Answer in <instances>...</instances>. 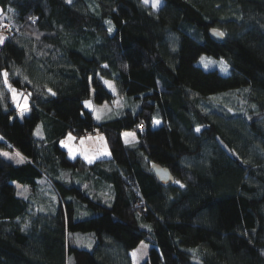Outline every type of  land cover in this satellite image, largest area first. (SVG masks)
I'll use <instances>...</instances> for the list:
<instances>
[{
    "label": "trees",
    "instance_id": "obj_1",
    "mask_svg": "<svg viewBox=\"0 0 264 264\" xmlns=\"http://www.w3.org/2000/svg\"><path fill=\"white\" fill-rule=\"evenodd\" d=\"M3 25L0 264H132L142 242V264H264V0H0ZM103 79L127 103L96 123L83 102L115 100ZM10 89L28 97L21 120ZM96 131L109 157L59 145Z\"/></svg>",
    "mask_w": 264,
    "mask_h": 264
},
{
    "label": "rangeland",
    "instance_id": "obj_2",
    "mask_svg": "<svg viewBox=\"0 0 264 264\" xmlns=\"http://www.w3.org/2000/svg\"><path fill=\"white\" fill-rule=\"evenodd\" d=\"M162 4H163V0H159L158 7L156 9H158ZM145 6H148L151 9H153L151 7V0H149V3ZM156 9H153V10H156ZM197 65L202 67L204 70H217L222 75H227L229 74V71H230L229 66L226 63H224L222 60H218L213 57L206 56V55L201 56L198 59ZM102 82L104 86L106 87V89L111 94L116 96V98L111 104L110 103L98 104L94 101V91L93 89L91 90L90 97L87 100H85L89 102L88 106L85 108L92 112L96 123H100L102 121H106V120H110V119H114L118 117L127 103V100L125 101V99H121L119 96H117L118 91L113 81L108 80V79H103ZM10 90H11V100H12L13 105L16 108L17 117L21 120L23 119L24 116H27L30 112V109L28 107V97L24 92L18 93L15 90H12V89ZM13 95H15V101L13 100ZM84 102L83 104L85 106ZM17 105H19V107ZM97 117H99V119H97ZM154 121H159V123L153 122L154 128L159 127L161 125L160 119H154ZM41 128H42L41 124H39L35 131L36 135H38L39 132H41ZM125 133H128L130 135L125 136L124 135ZM69 135L72 137V139H69ZM121 138H122L123 143L126 145H131L135 143L136 141L135 134L132 130L124 131L121 134ZM62 141H63V144L66 146H62V143H61ZM59 145L62 149L67 151L68 156L70 158L80 156V157H83L87 162H89V159L92 162L98 158H106L110 156L107 142L105 138L102 136V133L99 134V136H96V135L88 136L87 134L82 137H76L75 135L69 133L59 141ZM69 148L72 149V155H69ZM85 157H88L89 159H86ZM15 186L19 190L21 188H24L26 190L24 192L26 193L24 194V197H29L32 194V191L29 187L27 189V187H23V186L21 187L20 185H17V184H15ZM17 194L20 195V192L18 191ZM53 196L55 195L53 194ZM51 202H53L52 198H51ZM81 247L89 249V247H86L85 245ZM149 249H150V246L142 242L134 250H132L130 253L132 264H142L147 259ZM68 264H72L71 259L68 260Z\"/></svg>",
    "mask_w": 264,
    "mask_h": 264
},
{
    "label": "water",
    "instance_id": "obj_3",
    "mask_svg": "<svg viewBox=\"0 0 264 264\" xmlns=\"http://www.w3.org/2000/svg\"><path fill=\"white\" fill-rule=\"evenodd\" d=\"M218 33H221L218 29H210L208 31L209 38L216 43L223 42L225 40L224 36H220ZM150 167L154 177L160 184L165 185L173 182V176L167 168L157 164H151Z\"/></svg>",
    "mask_w": 264,
    "mask_h": 264
},
{
    "label": "snow or ice",
    "instance_id": "obj_4",
    "mask_svg": "<svg viewBox=\"0 0 264 264\" xmlns=\"http://www.w3.org/2000/svg\"><path fill=\"white\" fill-rule=\"evenodd\" d=\"M141 3L142 4H145V5H147L148 3H149V0H141ZM158 4H159V0H151V7L153 8V9H156L157 7H158ZM10 11H11V9H10ZM109 31H111V28H109ZM218 35H220V36H223L224 34L223 33H218ZM3 37L2 36H0V42H2L3 41ZM226 70V69H225ZM6 75V74H5ZM5 83H7V81H5ZM50 91V90H49ZM53 95H54V93H53ZM13 100L15 101V95H13ZM85 103V107H87L88 106V104H89V102L88 101H85L84 102ZM18 107H19V105H17ZM97 119H99V117H97ZM154 123H159V121H154ZM197 131H199V129H197ZM125 136H127V135H130V134H128V133H125L124 134ZM69 139H72V137L69 135ZM62 143V146H66V145H64L63 144V141L61 142ZM4 155H7L6 153L4 154ZM69 155H72V149L71 148H69ZM86 159H89L88 157H85ZM18 163H20V162H22V161H17ZM89 162H91V160L89 159ZM28 227V225L27 224H25V225H23V227H22V231L24 230V229H26Z\"/></svg>",
    "mask_w": 264,
    "mask_h": 264
},
{
    "label": "built area",
    "instance_id": "obj_5",
    "mask_svg": "<svg viewBox=\"0 0 264 264\" xmlns=\"http://www.w3.org/2000/svg\"><path fill=\"white\" fill-rule=\"evenodd\" d=\"M13 33H15V29L14 28H11V27H8V26H4V25L3 26H0V35H2V36H9V35H11ZM143 128L144 127H143L142 124H140V125L137 126V129H139V130H142ZM99 134H101V132L100 131H96V132H91L88 135L95 136V135H99Z\"/></svg>",
    "mask_w": 264,
    "mask_h": 264
},
{
    "label": "crops",
    "instance_id": "obj_6",
    "mask_svg": "<svg viewBox=\"0 0 264 264\" xmlns=\"http://www.w3.org/2000/svg\"><path fill=\"white\" fill-rule=\"evenodd\" d=\"M96 136H99V135H96ZM5 152H6L8 155H5V156H4V153H5ZM0 153H1V155L3 154L2 156H3L5 159H9V158H10V153H9V151H4V152H0ZM20 161H22V160H20Z\"/></svg>",
    "mask_w": 264,
    "mask_h": 264
}]
</instances>
